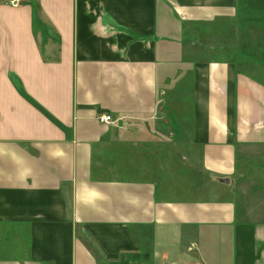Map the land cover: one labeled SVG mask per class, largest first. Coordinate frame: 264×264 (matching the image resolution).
I'll list each match as a JSON object with an SVG mask.
<instances>
[{"label":"crops","instance_id":"obj_1","mask_svg":"<svg viewBox=\"0 0 264 264\" xmlns=\"http://www.w3.org/2000/svg\"><path fill=\"white\" fill-rule=\"evenodd\" d=\"M7 1L0 264H264V0Z\"/></svg>","mask_w":264,"mask_h":264},{"label":"built area","instance_id":"obj_2","mask_svg":"<svg viewBox=\"0 0 264 264\" xmlns=\"http://www.w3.org/2000/svg\"><path fill=\"white\" fill-rule=\"evenodd\" d=\"M24 0H8L7 3L12 5V6H19L23 4ZM99 121L102 123H111L114 121V118L111 114L105 113L101 114L99 116Z\"/></svg>","mask_w":264,"mask_h":264}]
</instances>
